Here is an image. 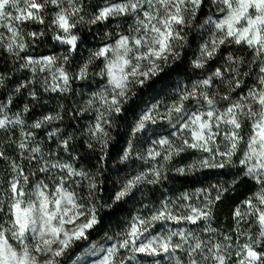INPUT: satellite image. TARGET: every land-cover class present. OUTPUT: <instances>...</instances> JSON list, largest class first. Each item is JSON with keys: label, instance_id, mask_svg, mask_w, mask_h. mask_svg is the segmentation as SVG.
Wrapping results in <instances>:
<instances>
[{"label": "snow or ice", "instance_id": "obj_1", "mask_svg": "<svg viewBox=\"0 0 264 264\" xmlns=\"http://www.w3.org/2000/svg\"><path fill=\"white\" fill-rule=\"evenodd\" d=\"M0 264H264V0H0Z\"/></svg>", "mask_w": 264, "mask_h": 264}, {"label": "trees", "instance_id": "obj_2", "mask_svg": "<svg viewBox=\"0 0 264 264\" xmlns=\"http://www.w3.org/2000/svg\"><path fill=\"white\" fill-rule=\"evenodd\" d=\"M192 58V53L189 52L187 56L185 57V63H187L188 60ZM189 71H191V68L189 67ZM195 77H193L194 79ZM176 79L175 74H173L171 80L172 82H169L168 80H165L163 83L167 84V87H163L161 84H158L156 86V89L149 91L145 90V94L143 96V101L145 102H151L155 103L158 100H165L167 101L170 98V93L172 92V89L176 87L174 81ZM180 79L184 82L187 83L188 81L184 79L183 74H181ZM143 106V105H142ZM129 118L132 119L133 117L129 113ZM125 123L123 121H120L118 124V128L115 132H113V135L117 137L118 140H121V145L123 144V140L121 139V135H123L124 130H125ZM117 133H120L121 135H117ZM140 151H143V148L139 149ZM139 168L140 162L136 164V168ZM119 167L121 169L124 168V165H120L118 162V155L116 150H113V157L111 160L108 161V169L111 174V179L107 181L106 187L107 188H112L113 187V181H118L121 177L125 176L127 173L125 171H120L117 172L115 171V168ZM226 171V170H225ZM233 179V176L231 175H224V174H215L214 172H209L207 174H201V179L199 182L191 184V185H184L181 186L180 184H175V185H168L164 191L167 193L168 196L170 197H175L179 195L183 191H188L191 192L194 189L200 188V187H208L210 184H218V183H225L228 181H231ZM249 187L245 181H241L239 185H237L235 193H228L225 195L224 202L223 204L218 206V216L219 220L218 223L221 221H224L228 225V212L231 208V206L238 202L240 199H243V197L248 194ZM105 197L110 195L108 191H105L103 193ZM148 201L145 200V203ZM141 205L137 203L136 205L129 204L127 206V211L123 213L119 221L112 219L107 223V226L104 227L103 231H98L94 233L91 237V239H100L104 240L109 236H113L115 233L119 232L121 228L123 227L124 221L129 219V214L130 213H135ZM147 214V212H145Z\"/></svg>", "mask_w": 264, "mask_h": 264}, {"label": "rangeland", "instance_id": "obj_3", "mask_svg": "<svg viewBox=\"0 0 264 264\" xmlns=\"http://www.w3.org/2000/svg\"><path fill=\"white\" fill-rule=\"evenodd\" d=\"M41 51H44L43 49ZM138 164V162H137ZM138 168V166H137ZM217 226L221 227V228H226L228 225L224 222H217ZM112 237V236H109ZM109 237H107L104 240H100V239H91L87 242V244H81L80 246H78L72 253H70V257H75L78 258L79 256L83 255V252L87 250V248L91 245H95L97 248L100 247H105L107 246L111 241L108 239Z\"/></svg>", "mask_w": 264, "mask_h": 264}]
</instances>
